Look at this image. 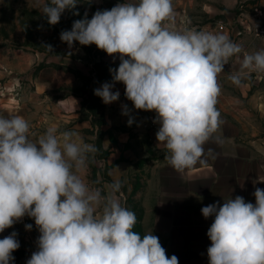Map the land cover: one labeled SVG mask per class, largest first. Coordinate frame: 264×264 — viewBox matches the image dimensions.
Returning <instances> with one entry per match:
<instances>
[{"label":"clouds","instance_id":"clouds-1","mask_svg":"<svg viewBox=\"0 0 264 264\" xmlns=\"http://www.w3.org/2000/svg\"><path fill=\"white\" fill-rule=\"evenodd\" d=\"M77 4L38 0L49 26ZM174 19L172 0H123L96 10L91 19L85 12L59 38L69 48L75 42L95 45L113 61L119 58L118 68H109L112 81L95 88L94 95L111 104L120 97L115 84L122 83L136 110L156 114L157 144L166 148L168 164L184 173L198 163L206 167L204 146L222 142L216 136L222 124L218 76L233 57L239 59L242 48L225 33L173 30L166 22ZM253 72L264 73V49L244 53L239 70L228 79L241 86ZM71 99L76 111L78 101ZM57 104L63 106L64 99ZM129 111L122 105V114ZM133 123L129 118L128 126ZM33 136L24 117L0 116V233L25 216L34 220L39 236L26 264H179L156 235L134 231L137 217L122 203L119 180L106 190L86 182L96 145L55 126ZM252 195L255 203L237 195L201 208L205 219L213 218L207 230L208 264H264V189L257 187ZM24 227L31 231L33 225ZM17 237L12 231L0 239V264H13V252L21 246Z\"/></svg>","mask_w":264,"mask_h":264},{"label":"rangeland","instance_id":"rangeland-1","mask_svg":"<svg viewBox=\"0 0 264 264\" xmlns=\"http://www.w3.org/2000/svg\"><path fill=\"white\" fill-rule=\"evenodd\" d=\"M43 0H41V3ZM123 0H78L73 10H66L60 22L49 26L42 17L38 0H0V116L24 117L37 139L50 126L60 131L74 130L98 151L90 154L84 179L90 187L107 189L108 178L122 184V203L135 212L134 231L145 235L141 227L142 208L138 192L151 178L153 165L166 149L157 144L151 129L154 112L136 110L127 100L125 86L116 83L118 101L104 104L91 95L104 82H111L109 68H118L115 61L95 45L72 48L59 38L62 30H70L73 21L85 12L91 19L96 10L111 9ZM174 22H166L173 30L184 28L225 33L238 43L242 52L233 57L218 76L221 94L217 109L222 124L237 140L249 143L251 151L264 160V73H250L241 86L228 76L240 68L244 53L264 49V0H172ZM79 12V15H74ZM48 45L52 50L47 49ZM98 78L102 81L96 83ZM86 91H85V89ZM78 101L76 111H73ZM87 98L84 105L83 98ZM64 99V105L57 102ZM127 105L128 115L122 114ZM134 123L128 126L127 121ZM104 122L99 125V122ZM25 224H32L31 231ZM12 231L18 233L20 248L13 252V264H26L36 250L39 236L34 220L25 216L0 233V239Z\"/></svg>","mask_w":264,"mask_h":264},{"label":"crops","instance_id":"crops-1","mask_svg":"<svg viewBox=\"0 0 264 264\" xmlns=\"http://www.w3.org/2000/svg\"><path fill=\"white\" fill-rule=\"evenodd\" d=\"M157 130L151 129L154 136ZM216 136L221 143L212 140L204 146L206 167L198 163L180 173L168 164L166 154L160 156L137 195L144 234L156 235L179 264H208L207 230L213 218L205 219L202 207L217 201L222 205L237 195L255 203L253 192L264 189V160L252 153L250 144L236 140L227 128H220Z\"/></svg>","mask_w":264,"mask_h":264},{"label":"trees","instance_id":"trees-1","mask_svg":"<svg viewBox=\"0 0 264 264\" xmlns=\"http://www.w3.org/2000/svg\"><path fill=\"white\" fill-rule=\"evenodd\" d=\"M102 80H103V78H98V79L96 80V83H98L99 81H102ZM84 89H85V88H84ZM85 91H86V89H85ZM90 94L93 95V96H95L96 98H100V97L94 95V91H93V92H90ZM86 100H87L86 97L83 98L82 101H81V104L84 105V103L86 102ZM103 123H104V122L100 121V122H99V125H102ZM108 182L111 183V182H113V181H112L110 178H108Z\"/></svg>","mask_w":264,"mask_h":264}]
</instances>
